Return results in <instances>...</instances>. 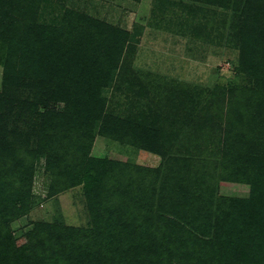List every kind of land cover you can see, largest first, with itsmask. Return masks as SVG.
<instances>
[{"label": "rangeland", "instance_id": "374dc122", "mask_svg": "<svg viewBox=\"0 0 264 264\" xmlns=\"http://www.w3.org/2000/svg\"><path fill=\"white\" fill-rule=\"evenodd\" d=\"M221 1L0 0V150L9 147L7 153L11 155L6 161L13 165L6 179H0V210L9 208V231L22 244L18 264H85L83 260L78 262L73 248L62 252L59 246L58 263L49 259L44 248L49 232L43 224L93 227V215L99 210L90 207L91 196L97 205H122L119 197L115 203L108 201L106 186L114 181L112 172L127 179L119 183L121 187L132 180L133 189L139 190L136 205H149L148 195L140 190L150 179L157 178L153 203L156 214L176 221L180 220L179 208L182 215L188 214L187 190L192 195L198 193L197 187L187 182V159L194 162L219 158L218 129L224 126L219 114L229 89L254 85L253 78L242 71L240 57L243 38L250 36L251 19L241 14V6L236 8L234 0H227V6ZM85 18L99 23L100 27L94 23L87 31L97 33L103 50L109 45L117 48L121 38L126 39L114 79L103 90L105 119L88 126L92 144L81 137L80 128L87 120L84 114L73 110L68 120H73L74 125L62 127L68 135L57 130L52 138L46 134L41 117L49 109L65 111L70 103L68 94L62 91L69 84L60 82L57 72L45 68L53 50V38L48 33L60 27L72 33L84 32ZM119 30L123 31L122 37ZM12 58L13 72L6 78L5 65ZM74 76L71 74V78ZM151 130L153 133L145 136ZM67 148L71 149L70 156ZM82 150L96 173L109 169L105 175L98 173L103 186H94L93 190L80 183L54 191L55 185L68 183L61 168L68 170L69 163L74 166L82 158ZM8 154L0 155V163L1 156ZM34 158L27 203L26 185L13 173L19 163L21 178L23 174L27 176ZM96 159L112 164L106 167ZM250 192L247 184L232 181L222 182L219 187L223 196L245 198ZM26 203L28 209L22 208ZM15 208H20L19 214L11 218ZM103 216L100 222L106 225L111 221L144 228L153 223L145 218L107 220L104 213ZM196 226L192 230L199 234ZM32 232H36L33 239L22 241ZM59 241L60 245L65 241L71 244L63 234ZM175 259L167 264H187Z\"/></svg>", "mask_w": 264, "mask_h": 264}, {"label": "trees", "instance_id": "16d2710c", "mask_svg": "<svg viewBox=\"0 0 264 264\" xmlns=\"http://www.w3.org/2000/svg\"><path fill=\"white\" fill-rule=\"evenodd\" d=\"M221 3L224 6L229 4L227 0H222ZM234 3L236 8L241 6V14L251 19L248 24L250 36L243 38L240 57L242 71L253 78L254 85L229 89L219 114V119L224 122L223 128L218 129L219 158L194 162L187 159V182L193 184V187L196 186L198 193L192 195L187 190L188 214L182 215L179 208L177 218L180 220L177 221L156 214L153 203L157 193V178L150 179L140 190L148 195L149 205H136L135 197L139 190L133 189L132 180L121 187L119 183H125L127 179H120L112 172L110 177H114V181L106 186L108 201L115 203L119 197L122 199V205H97L94 197L90 195V207L99 210L93 215V227L79 228L44 223L43 227L49 232L48 240L44 241L49 259L58 263L59 246L62 252L66 248H73L78 262L83 260L85 264H167L176 260L175 258L183 259L187 264H264V0H234ZM85 19L87 20L84 24H87L84 32L77 30L72 33L60 27L48 33V36L53 38V50L51 59H46L45 68L57 72V79L69 84L67 87L64 85L62 91L68 94L70 103L65 111L49 109L41 117L46 134L52 138L57 130L64 136L68 135L62 127L69 126V129L74 125L73 120H68L73 110L74 113L84 114L87 120L80 128L81 137L92 144L94 139L93 136L90 137L88 126L98 125L99 120L105 119L107 103L102 96L103 90L114 79V71L122 59L126 39L121 38L117 48L109 45L103 50L97 33L92 29L87 31L94 23L100 27L99 23L90 18ZM119 33L122 37L123 31L119 30ZM14 61L12 58L5 65L6 78L12 75ZM62 73L65 77L61 76ZM71 74L76 76L71 78ZM109 124L107 121L108 127ZM152 133L153 130L144 134L146 136ZM208 133L206 130L205 134ZM152 140L151 145L154 144ZM83 143L82 141L80 144ZM90 147L91 145L88 151ZM8 148L1 147L0 155L8 154ZM84 151L82 158L74 166L69 163L68 170L61 168L65 170L68 183L63 186L55 185L54 191L80 183L93 190L94 186H103L104 182H101L98 173L105 175L109 169L105 173H96V168L87 162L89 157ZM66 153L70 156L71 149L67 148ZM9 155L11 154L1 156L3 163H0V179H6V172L13 168V165L9 166L6 161ZM96 161L104 163L106 167L112 164L109 160ZM18 165L19 163L13 174L26 185L28 192L24 202L28 203L35 158L28 166L27 176L23 174L22 178ZM143 170L145 169L140 170L141 175ZM150 171L157 173V170ZM230 181L250 186V195L245 198L221 195L220 184ZM142 183H145V177L142 178ZM140 196L142 195L139 194V200ZM27 203L22 208L28 209ZM18 209L20 208H15L11 218L19 214ZM10 213L8 207L0 210V264H18L16 258L22 252V244L19 245L14 239L7 225L9 219L6 217H9ZM103 213L107 220H133L131 217H136L152 220L153 223L144 228L143 225L112 224L111 221L106 225L100 222L104 217ZM159 218L163 219L161 223L157 221ZM197 222L200 223L196 224ZM202 222L205 223L201 224ZM194 225H197L196 231L200 232L199 234L193 232ZM35 233H28L22 241L33 239ZM62 234L69 238L71 244L68 245L65 241L60 245ZM30 248L34 254L35 249L32 246Z\"/></svg>", "mask_w": 264, "mask_h": 264}]
</instances>
